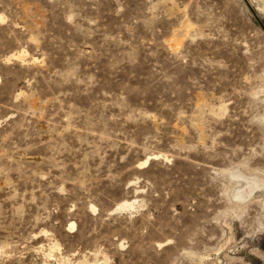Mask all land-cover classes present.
Segmentation results:
<instances>
[{
  "label": "rangeland",
  "instance_id": "374dc122",
  "mask_svg": "<svg viewBox=\"0 0 264 264\" xmlns=\"http://www.w3.org/2000/svg\"><path fill=\"white\" fill-rule=\"evenodd\" d=\"M0 264H264V0H0Z\"/></svg>",
  "mask_w": 264,
  "mask_h": 264
},
{
  "label": "bare ground",
  "instance_id": "6f19581e",
  "mask_svg": "<svg viewBox=\"0 0 264 264\" xmlns=\"http://www.w3.org/2000/svg\"><path fill=\"white\" fill-rule=\"evenodd\" d=\"M149 157H150V156H149ZM148 159H149V158L146 157V158L143 160L142 163H147ZM130 202H131V200H130ZM130 202H129V203H130ZM122 203H123V202H122ZM122 203H121V204H122ZM126 203H127V202H126ZM121 204H119V205H121ZM132 204H133V203H132ZM119 205H118V206H119ZM123 205H126V204L123 203ZM123 205H121V206H123ZM127 205H128V203H127ZM128 206H129V205H128ZM130 206H131V204H130ZM124 207H126V206H124ZM122 208H123V207H122ZM73 225H74V222L71 224V226H73Z\"/></svg>",
  "mask_w": 264,
  "mask_h": 264
}]
</instances>
